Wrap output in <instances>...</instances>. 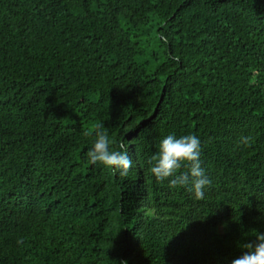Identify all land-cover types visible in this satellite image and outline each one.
Masks as SVG:
<instances>
[{"label": "trees", "instance_id": "16d2710c", "mask_svg": "<svg viewBox=\"0 0 264 264\" xmlns=\"http://www.w3.org/2000/svg\"><path fill=\"white\" fill-rule=\"evenodd\" d=\"M172 134L201 141L202 200L149 171ZM257 232L264 0H0V264H231Z\"/></svg>", "mask_w": 264, "mask_h": 264}, {"label": "clouds", "instance_id": "9594fccd", "mask_svg": "<svg viewBox=\"0 0 264 264\" xmlns=\"http://www.w3.org/2000/svg\"><path fill=\"white\" fill-rule=\"evenodd\" d=\"M98 129L100 126H97ZM250 137H241L240 143L249 146ZM113 143L106 132L97 130L96 140L88 150L87 156L91 163H100L110 168L119 169L121 176H126L132 166V159L127 150H113L110 145ZM120 149H124L121 144ZM201 141L195 135H185L177 138L174 134L163 138L159 144V150L150 157L148 163L149 171L155 175L156 179L163 181L166 178L174 177L169 180V187L188 186L194 192L197 200L204 198V189L211 185V180L202 167L200 159ZM184 162H188L187 172L177 175V170L182 167ZM256 240L243 244L247 251L232 260L231 264H264V233L257 232ZM18 244L23 243L20 238ZM120 264H127L121 261Z\"/></svg>", "mask_w": 264, "mask_h": 264}]
</instances>
